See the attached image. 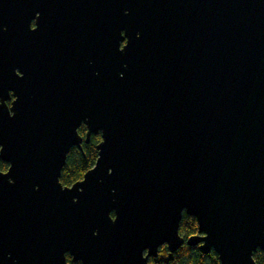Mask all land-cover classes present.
I'll use <instances>...</instances> for the list:
<instances>
[{"label": "water", "instance_id": "95a60500", "mask_svg": "<svg viewBox=\"0 0 264 264\" xmlns=\"http://www.w3.org/2000/svg\"><path fill=\"white\" fill-rule=\"evenodd\" d=\"M36 3L54 31L38 61ZM0 99V264L264 251V0H0ZM99 133L95 166L64 186Z\"/></svg>", "mask_w": 264, "mask_h": 264}, {"label": "trees", "instance_id": "16d2710c", "mask_svg": "<svg viewBox=\"0 0 264 264\" xmlns=\"http://www.w3.org/2000/svg\"><path fill=\"white\" fill-rule=\"evenodd\" d=\"M87 128L82 125L79 128V133L85 138ZM101 134L92 135L89 143L84 142L82 150L72 148L67 156L66 164L62 170L61 183L64 186L71 187L75 183L82 181L85 174L91 170L98 159L97 146L101 143ZM9 164L0 160V170L7 171ZM179 232L185 239L195 236L199 233V226L196 218L183 215L180 222ZM256 264H264V251L258 250L254 254ZM67 261L69 264L75 263L72 257L68 254ZM149 264H221L218 255L211 251L209 254H202L198 247L183 245L177 252L171 253L167 246L160 248L158 257L150 258Z\"/></svg>", "mask_w": 264, "mask_h": 264}, {"label": "flooded vegetation", "instance_id": "af4514ba", "mask_svg": "<svg viewBox=\"0 0 264 264\" xmlns=\"http://www.w3.org/2000/svg\"><path fill=\"white\" fill-rule=\"evenodd\" d=\"M35 14L33 17V20L31 22V29L34 32L33 40H34V47L33 48V55L35 57V61H38L39 59L43 58L45 60L44 56H47L48 54H44L43 52L45 50H48L52 47V40L54 38V31H47L46 33H39V18L42 17L41 11H40V5L36 3L35 5ZM44 50V51H43ZM50 57V56H49ZM37 64V62H35ZM19 73V71H17ZM15 100L14 92L10 91L8 93V99L6 100V104L9 108L12 107V103ZM1 102V99H0Z\"/></svg>", "mask_w": 264, "mask_h": 264}]
</instances>
